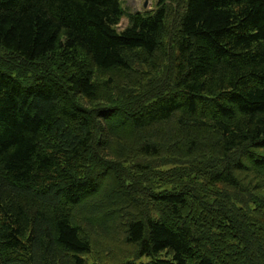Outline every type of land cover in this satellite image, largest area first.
Instances as JSON below:
<instances>
[{
    "label": "trees",
    "instance_id": "16d2710c",
    "mask_svg": "<svg viewBox=\"0 0 264 264\" xmlns=\"http://www.w3.org/2000/svg\"><path fill=\"white\" fill-rule=\"evenodd\" d=\"M123 1L0 0V264H264V0Z\"/></svg>",
    "mask_w": 264,
    "mask_h": 264
},
{
    "label": "rangeland",
    "instance_id": "374dc122",
    "mask_svg": "<svg viewBox=\"0 0 264 264\" xmlns=\"http://www.w3.org/2000/svg\"><path fill=\"white\" fill-rule=\"evenodd\" d=\"M146 4V7H145ZM123 8L127 13L152 11L156 8V0H124ZM128 25V19L124 17L121 20L119 29L122 30Z\"/></svg>",
    "mask_w": 264,
    "mask_h": 264
},
{
    "label": "water",
    "instance_id": "95a60500",
    "mask_svg": "<svg viewBox=\"0 0 264 264\" xmlns=\"http://www.w3.org/2000/svg\"><path fill=\"white\" fill-rule=\"evenodd\" d=\"M145 7H146V4H145Z\"/></svg>",
    "mask_w": 264,
    "mask_h": 264
}]
</instances>
